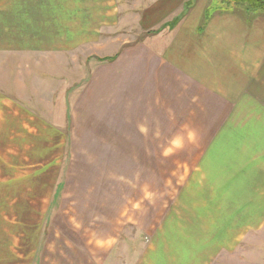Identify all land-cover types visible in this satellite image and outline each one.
<instances>
[{
	"label": "crops",
	"instance_id": "crops-1",
	"mask_svg": "<svg viewBox=\"0 0 264 264\" xmlns=\"http://www.w3.org/2000/svg\"><path fill=\"white\" fill-rule=\"evenodd\" d=\"M136 5L0 0V59L20 61L4 103L25 113L12 133L66 134L65 197L110 231L102 245L118 240L128 207L155 223L157 187L178 174L196 215L211 216L164 218L142 262L203 264L224 247L230 264H250L235 250L239 232L264 230V16L213 0ZM77 55L85 63L75 67ZM190 229L203 250L172 258L165 245L186 242Z\"/></svg>",
	"mask_w": 264,
	"mask_h": 264
},
{
	"label": "rangeland",
	"instance_id": "rangeland-1",
	"mask_svg": "<svg viewBox=\"0 0 264 264\" xmlns=\"http://www.w3.org/2000/svg\"><path fill=\"white\" fill-rule=\"evenodd\" d=\"M127 1L131 7L136 3L149 2ZM218 3L219 0H213L214 6ZM73 62L78 67V64L85 63V56L77 55ZM19 63V59H0V264H146L148 258L142 262L144 256L153 253L155 235L162 231L158 228L165 219L173 218L193 225L207 221L211 215H196V204L191 203L189 194V197L185 194L191 191V183L181 182V176L176 174L163 184L166 188L164 192L163 188L160 191L157 187L155 223H147L145 215L133 214L132 206L128 207L129 211L124 212L120 219L123 224L120 223L122 230L118 232V240L102 245L101 235L107 233L104 227L89 221L87 214L76 215L72 199L65 197V172L71 155L66 134L12 133L22 130L19 121L25 113L18 110L15 115L4 103L9 97L5 78L10 81V75L14 76L15 71H19ZM36 138L43 139V142L35 143ZM180 193L182 198H179ZM147 202H142L144 208ZM179 205L181 213L174 211L180 209ZM203 205L207 206L204 200ZM189 231L192 232H189L186 242L165 245L166 253L172 258L184 256L188 251L203 250L194 240V230ZM239 233L235 251L239 249L241 254H251L250 264L264 262V245H254L255 241L259 244L264 240V230ZM107 234L108 237L111 235L109 230ZM249 237L253 245L244 252L241 243ZM226 254L228 252L221 247L218 253L210 254L203 264L232 263Z\"/></svg>",
	"mask_w": 264,
	"mask_h": 264
},
{
	"label": "trees",
	"instance_id": "trees-1",
	"mask_svg": "<svg viewBox=\"0 0 264 264\" xmlns=\"http://www.w3.org/2000/svg\"><path fill=\"white\" fill-rule=\"evenodd\" d=\"M217 7L221 11L232 10L245 15L260 14L264 16V0H219V3L213 6V8ZM175 22L176 20L170 23V26Z\"/></svg>",
	"mask_w": 264,
	"mask_h": 264
}]
</instances>
